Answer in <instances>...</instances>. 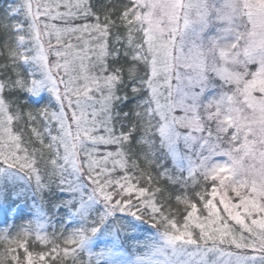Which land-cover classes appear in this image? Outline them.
I'll return each instance as SVG.
<instances>
[{"label":"snow or ice","instance_id":"obj_1","mask_svg":"<svg viewBox=\"0 0 264 264\" xmlns=\"http://www.w3.org/2000/svg\"><path fill=\"white\" fill-rule=\"evenodd\" d=\"M0 264H264V0H0Z\"/></svg>","mask_w":264,"mask_h":264}]
</instances>
